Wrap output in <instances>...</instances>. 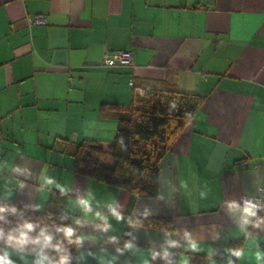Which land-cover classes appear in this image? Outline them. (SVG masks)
Segmentation results:
<instances>
[{"label":"crops","instance_id":"0c3cea01","mask_svg":"<svg viewBox=\"0 0 264 264\" xmlns=\"http://www.w3.org/2000/svg\"><path fill=\"white\" fill-rule=\"evenodd\" d=\"M35 16L46 23L31 24ZM121 51L133 62L112 63ZM158 83L205 100L161 160L159 195L131 204L123 188L77 173L74 152L84 140L110 145L134 87ZM0 160L33 172L4 199L13 174L0 169V200L73 220L82 212L70 198L89 190L94 207L106 210L115 198L125 217L141 220L110 218L107 233L79 227L90 237L77 250L79 264H166L149 250L169 238L183 243L182 234L164 230L184 228L201 250L171 249L174 264L181 253L190 264H224L225 249L246 241L223 202L264 189V0H0ZM45 168L67 194L53 188L41 198L36 183ZM53 192L60 202H50ZM126 232L136 247L117 252ZM109 235L120 237L118 245Z\"/></svg>","mask_w":264,"mask_h":264},{"label":"clouds","instance_id":"9594fccd","mask_svg":"<svg viewBox=\"0 0 264 264\" xmlns=\"http://www.w3.org/2000/svg\"><path fill=\"white\" fill-rule=\"evenodd\" d=\"M0 169H7L13 174L10 186L5 188L4 199L10 198L14 190L24 188L27 181L33 176L31 168L25 164L0 160ZM36 188L43 199L47 198L53 188L58 189L61 194H67L70 191L69 186L57 182L47 168L37 178ZM203 195L204 193H201V196ZM93 201L94 196L89 190H85L83 194H77L74 199L70 198V203L74 204L82 212V215L75 217L72 224L53 225L54 231L50 230L48 224H41L39 221L23 217L22 210H19L15 205L0 203V264H73L74 259L79 264V260L83 257L74 258L71 248L65 246L66 242L67 245L80 248L83 240L90 238L79 233V227L91 224L95 229L107 233L112 231L110 218H115L117 221L123 219L132 226H140L142 223L138 218L125 217L115 198L104 205L106 210H101L98 202L94 207ZM223 203L238 229L236 233L242 235L246 241L242 246H229L225 249L227 259L224 264H238V261L245 257L254 258L255 264H264V248L260 247L257 232V230L264 231V199L258 202L256 196H244L240 200H225ZM35 207L38 209L40 204H36ZM17 214L21 218L13 222L10 217ZM141 215L146 218L150 215V210L146 208ZM61 219L63 220L65 217L62 216ZM164 231L166 235L181 236L182 234L183 243L178 239H167L165 247L159 250L155 248L149 250L151 260L160 258L165 260L166 264H174L171 249L183 247L186 250L185 253L189 250H201L200 241L188 228H184L182 231L174 230L171 233L166 229ZM57 234L62 235L58 236ZM128 235L132 236L131 233ZM218 235L219 233H217ZM119 239L118 235L107 237L110 244L118 245ZM134 241V237L125 240L122 246H117V252L135 248ZM48 250H53L56 257L51 256ZM215 252V249L209 248L208 257L212 258ZM185 253H181V259L175 264H190V257ZM29 257L32 259L30 260ZM143 264H149V260L144 259Z\"/></svg>","mask_w":264,"mask_h":264},{"label":"trees","instance_id":"16d2710c","mask_svg":"<svg viewBox=\"0 0 264 264\" xmlns=\"http://www.w3.org/2000/svg\"><path fill=\"white\" fill-rule=\"evenodd\" d=\"M134 88L132 106L120 115L114 141L106 145L84 140L74 152L77 173L123 188L130 194L131 204L138 198H156L159 195L161 160L205 100L201 95L182 92L166 83ZM62 198L60 193L53 192L50 202L58 203ZM0 203L15 205L22 210L23 217L48 224L52 231L55 224H72L70 217L61 211H41L3 200ZM62 216L65 219L62 220ZM20 218L19 214L10 217L13 222ZM125 240H128L127 232L121 242ZM65 246L71 248L76 258L78 248L66 242ZM48 251L56 257L53 250Z\"/></svg>","mask_w":264,"mask_h":264},{"label":"built area","instance_id":"2783aa9c","mask_svg":"<svg viewBox=\"0 0 264 264\" xmlns=\"http://www.w3.org/2000/svg\"><path fill=\"white\" fill-rule=\"evenodd\" d=\"M46 20L42 16H35L31 19V24H45ZM116 64H130L133 62V53L131 51L115 52L114 58L111 61ZM258 202L264 199V189L261 190L260 194L256 197Z\"/></svg>","mask_w":264,"mask_h":264}]
</instances>
